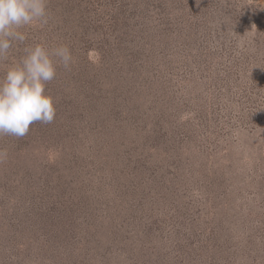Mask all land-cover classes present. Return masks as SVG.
I'll use <instances>...</instances> for the list:
<instances>
[{
	"label": "rangeland",
	"instance_id": "rangeland-1",
	"mask_svg": "<svg viewBox=\"0 0 264 264\" xmlns=\"http://www.w3.org/2000/svg\"><path fill=\"white\" fill-rule=\"evenodd\" d=\"M52 123L0 136V264H264V0H48Z\"/></svg>",
	"mask_w": 264,
	"mask_h": 264
},
{
	"label": "clouds",
	"instance_id": "clouds-1",
	"mask_svg": "<svg viewBox=\"0 0 264 264\" xmlns=\"http://www.w3.org/2000/svg\"><path fill=\"white\" fill-rule=\"evenodd\" d=\"M48 0H0V60L8 57L26 35L22 29L49 22ZM25 55L0 78V136L22 138L35 122L50 124L56 116L47 84L57 67H71L74 58L67 45L25 47Z\"/></svg>",
	"mask_w": 264,
	"mask_h": 264
}]
</instances>
